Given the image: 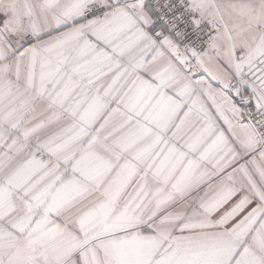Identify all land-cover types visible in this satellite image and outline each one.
Returning a JSON list of instances; mask_svg holds the SVG:
<instances>
[{
  "label": "snow or ice",
  "instance_id": "obj_1",
  "mask_svg": "<svg viewBox=\"0 0 264 264\" xmlns=\"http://www.w3.org/2000/svg\"><path fill=\"white\" fill-rule=\"evenodd\" d=\"M0 264H264V0H0Z\"/></svg>",
  "mask_w": 264,
  "mask_h": 264
}]
</instances>
